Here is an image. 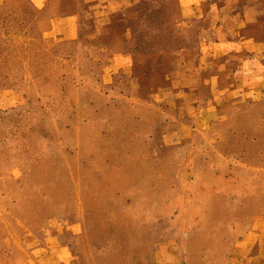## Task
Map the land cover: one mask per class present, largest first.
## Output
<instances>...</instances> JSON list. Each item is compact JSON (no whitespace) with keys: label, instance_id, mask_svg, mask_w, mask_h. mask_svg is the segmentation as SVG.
<instances>
[{"label":"rangeland","instance_id":"374dc122","mask_svg":"<svg viewBox=\"0 0 264 264\" xmlns=\"http://www.w3.org/2000/svg\"><path fill=\"white\" fill-rule=\"evenodd\" d=\"M181 5L0 0V264H264V0Z\"/></svg>","mask_w":264,"mask_h":264},{"label":"crops","instance_id":"0c3cea01","mask_svg":"<svg viewBox=\"0 0 264 264\" xmlns=\"http://www.w3.org/2000/svg\"><path fill=\"white\" fill-rule=\"evenodd\" d=\"M91 2H94L96 3V5L98 6V8H101L102 10V13H105L107 16L105 18L106 21L109 20L110 17H108V14L111 16L113 15L114 13H116L118 10H121L124 6H130V4L132 3H135V2H140V1H143V0H127L126 2L123 3V0H89ZM181 10H182V16L181 18L182 19H189V20H192L194 19L195 15H192L191 12L194 11V9L199 6V3H200V0H181ZM218 7V5H217ZM219 9L220 6L218 7V11L219 12ZM194 13V12H193ZM201 18L204 17V14H201L200 16ZM78 20V15H74V13L70 14V13H67V14H64L62 16H59L56 21L57 23H61V24H69L73 21H77ZM217 32L220 33V35H223V31H224V27L223 26H218L217 28ZM239 33L236 35V38L233 36L231 38H225V37H217V40H218V43H220L219 45H222L224 44L226 41H232L234 45H236L238 42H237V38L239 37L238 36ZM230 43V42H228ZM182 49V48H181ZM181 49H178L176 52L180 53V51H182ZM189 50V49H188ZM184 51V50H183ZM152 53V52H151ZM140 58H143L145 55H148L146 54L145 52H140L138 53ZM155 54V53H154ZM157 55V54H155ZM161 55V53H160Z\"/></svg>","mask_w":264,"mask_h":264}]
</instances>
